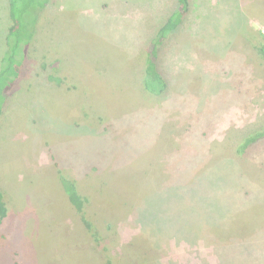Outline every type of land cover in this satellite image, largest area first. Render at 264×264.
I'll use <instances>...</instances> for the list:
<instances>
[{
	"label": "rangeland",
	"instance_id": "rangeland-1",
	"mask_svg": "<svg viewBox=\"0 0 264 264\" xmlns=\"http://www.w3.org/2000/svg\"><path fill=\"white\" fill-rule=\"evenodd\" d=\"M15 1L0 264H264V137L238 152L264 130V0H190L160 95L147 51L177 0Z\"/></svg>",
	"mask_w": 264,
	"mask_h": 264
},
{
	"label": "trees",
	"instance_id": "trees-1",
	"mask_svg": "<svg viewBox=\"0 0 264 264\" xmlns=\"http://www.w3.org/2000/svg\"><path fill=\"white\" fill-rule=\"evenodd\" d=\"M31 2H36V0H31ZM11 11L14 13V9H17L16 1L10 0ZM46 3V2H45ZM45 3L39 5L40 12L44 9ZM177 7L173 13L167 18L166 22L158 29L157 34L153 37L152 43L148 47L146 67H145V78L144 84L147 90L154 94L160 95L164 93L167 89L168 83L163 77L161 71L158 68L157 58L159 56L161 47L165 43L169 34L175 31L183 21L184 15L189 11L190 0H177ZM23 13L27 10V6L23 7ZM15 14V13H14ZM20 24V23H19ZM21 25L20 27H23ZM13 29L11 28L6 36V50L0 61V115L2 113V108L5 102V93L14 84L15 80L19 76V67L21 66L23 60V53L25 58L26 47L30 44L32 40V32L26 36H19L16 42H11V37L13 34ZM33 31V30H32ZM35 31V29H34ZM23 51V52H22ZM258 53L264 58V43L258 47ZM264 137V130L259 131L253 135L248 136L238 147L239 153H244L247 149L257 142L260 138ZM66 192L73 198L77 200V193L74 185L67 179L62 178ZM75 200V201H76ZM7 215L6 206L1 203L0 200V220Z\"/></svg>",
	"mask_w": 264,
	"mask_h": 264
},
{
	"label": "crops",
	"instance_id": "crops-1",
	"mask_svg": "<svg viewBox=\"0 0 264 264\" xmlns=\"http://www.w3.org/2000/svg\"><path fill=\"white\" fill-rule=\"evenodd\" d=\"M6 36H7V34H6Z\"/></svg>",
	"mask_w": 264,
	"mask_h": 264
}]
</instances>
